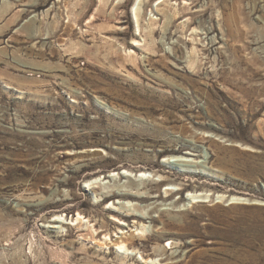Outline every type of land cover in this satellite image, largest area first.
I'll list each match as a JSON object with an SVG mask.
<instances>
[{"label":"rangeland","instance_id":"rangeland-1","mask_svg":"<svg viewBox=\"0 0 264 264\" xmlns=\"http://www.w3.org/2000/svg\"><path fill=\"white\" fill-rule=\"evenodd\" d=\"M126 169L162 204L133 256L264 264V0H0V264H120L51 220L113 232L123 200L86 181Z\"/></svg>","mask_w":264,"mask_h":264},{"label":"bare ground","instance_id":"bare-ground-1","mask_svg":"<svg viewBox=\"0 0 264 264\" xmlns=\"http://www.w3.org/2000/svg\"><path fill=\"white\" fill-rule=\"evenodd\" d=\"M157 10L161 12L163 9L158 7ZM164 14L168 17V15H167L168 13L164 12ZM173 15H175V14H173ZM174 17H176V15ZM137 18H138V16H137ZM138 21L139 20H137V23H138ZM155 23L156 22H154V24ZM139 29H140V25L137 24L138 32H139ZM133 40L135 42H133L132 45H137L138 41H136L135 38ZM214 42H216V41H214ZM175 47H177V49H179V46L175 45L174 51H176ZM205 48H208V47H205ZM129 52H130L131 56H134L131 51H129ZM129 171H130V169L129 170L126 169L123 172L124 174L122 173V176L129 178L128 185H126L127 188H126V186H123V187H120L119 189H116V188H114V186H111V185H104L103 186V185H101L100 182H98V177H95V178L93 177V178H90L86 181L87 186L89 188L95 183L100 184L99 186H93L92 189H94L95 187H98L100 189L110 188L109 190H107L106 193H104V195L100 193V197H101V195L106 197V198L108 196H117V198H119V200H123V207H126L125 211H127V213H122L121 211H119L117 209V206H115L114 208L112 207L109 210L110 211L109 217L116 224V226H114L115 229L113 232L109 227L111 225L110 222H108L106 220H102L98 223L97 219H96L95 220L96 222L92 223L93 221L89 218H88V221H86V216H83V214L80 212L77 214L76 218L73 216V217L67 218V219L62 218L63 214H58V215H55L56 217L54 218V220H51V221L52 222H60L61 223L60 226L53 225V227H61V228H63V226H64L63 224H70V225L77 224L79 227H82L83 230L86 231V232H82L80 234V236L83 239L92 240L94 243H97L101 248H107L108 246H116V248L119 250L120 249L127 250V252L124 255H120V259H121L120 264H158L157 263V254H155V252H159V253L161 252V254H162V253L166 252L165 247H168L170 249L176 247L175 246L176 241L173 238H170L168 240L167 245H165L164 247L161 245H158V247H156L154 249V252H147V253L143 252V254H140L139 257L133 256L132 253L129 252V249L137 246L138 240H142V239L147 238L148 232H149L148 231L149 226H147L145 224L146 221L148 219H152V221L156 220L155 216H153V211L158 210L159 206L162 205V204L158 203L159 199H157L156 201L149 203V204L144 205L143 203L145 201H149V200L157 197V196L152 194L153 192L150 189L149 185H151L152 183L158 184V182L149 181V179H148L149 175L147 174V171H143V170L140 171L139 175L136 174V176H137L136 179L132 178L133 175L128 173ZM131 172H132V170H131ZM160 176H161L163 181H168L169 185L174 184L175 183L174 181H176L175 179H173L172 177H170L167 174H164V175L160 174ZM109 177H110V180H116L117 179L113 173L110 174ZM105 178H107V177H105ZM177 185H179V189H183V186L188 185V184H185V183L180 181ZM111 187H113V188H111ZM94 190L96 191V188ZM166 193L168 194V196L172 194L171 191H166ZM208 193L209 194L206 195V198L209 197L210 195H212L214 197L216 195L214 193H210V192H208ZM97 196H99V195L97 194ZM192 197L193 198L198 197V195H194ZM218 197L221 198L220 202L221 201H227L228 204L229 203L230 204L238 203L241 200L246 199V197H243V196L226 195L224 193H218L217 198ZM165 200H167V199L164 198L163 201H165ZM217 200H219V199H217ZM171 204L176 205V202L172 201ZM114 205H115V202H114ZM138 210H140V212H137ZM128 219L129 220L133 219L134 223H133L132 227H135L134 229L131 230V232L129 234H128V231L125 232V228H126L125 225L128 222ZM163 223H165V224H172V223L176 224V222L174 220H168V221L163 220ZM48 226L50 227V225H48ZM170 227H172V226H170ZM99 228L105 229V230H102L103 231L102 237H99V235H96ZM116 234H119V235L116 236ZM159 237H161V236H159ZM136 249L137 248H133V250H136Z\"/></svg>","mask_w":264,"mask_h":264}]
</instances>
